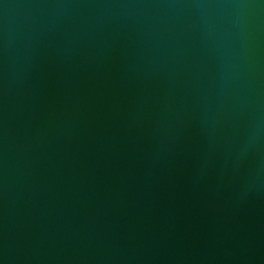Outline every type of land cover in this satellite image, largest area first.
<instances>
[{"label": "water", "instance_id": "water-1", "mask_svg": "<svg viewBox=\"0 0 264 264\" xmlns=\"http://www.w3.org/2000/svg\"><path fill=\"white\" fill-rule=\"evenodd\" d=\"M0 264H264V0H0Z\"/></svg>", "mask_w": 264, "mask_h": 264}]
</instances>
